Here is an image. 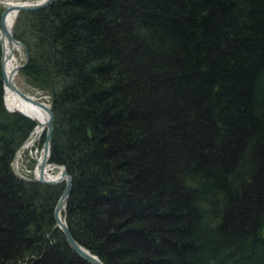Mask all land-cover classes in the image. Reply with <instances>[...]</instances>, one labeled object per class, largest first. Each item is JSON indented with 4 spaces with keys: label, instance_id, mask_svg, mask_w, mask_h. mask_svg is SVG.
Wrapping results in <instances>:
<instances>
[{
    "label": "trees",
    "instance_id": "16d2710c",
    "mask_svg": "<svg viewBox=\"0 0 264 264\" xmlns=\"http://www.w3.org/2000/svg\"><path fill=\"white\" fill-rule=\"evenodd\" d=\"M14 32L80 244L105 264H264V0H53ZM4 96L0 67V264H91L55 220L66 183L15 174L35 124Z\"/></svg>",
    "mask_w": 264,
    "mask_h": 264
},
{
    "label": "water",
    "instance_id": "95a60500",
    "mask_svg": "<svg viewBox=\"0 0 264 264\" xmlns=\"http://www.w3.org/2000/svg\"><path fill=\"white\" fill-rule=\"evenodd\" d=\"M53 2V0H18L12 5H6L0 18V42L2 45V53L0 58V67L1 74L4 84V101L6 109L10 112L20 113L22 116L32 120L35 124V129L40 126L42 128V132L39 137H41L45 133V141L42 148V161H41V171L40 175L37 176L35 173V177L27 178L25 176L20 175L15 170V174L22 180L26 182H37L43 183L47 185H57L63 182H66V186L56 204L54 210V216L57 223V226L60 228L62 233L64 234L69 246L83 259L88 261L91 264H105L101 258L87 249L85 246L80 244L75 237L73 236L70 227L67 222L66 206L68 203V199L70 197L72 191V176L67 171V168L64 165H58L55 163H51V148H52V137L54 131V111L52 102L49 103L44 102L35 96L24 92L17 84H16V76L19 74L20 70L24 68L30 60V53L27 44L21 39L17 38L14 32V26L18 15L21 11L24 10H38L47 7ZM16 11V18L12 22V24L8 25V15L11 11ZM5 39L8 40L9 43V51H7L5 47ZM16 46H20L24 48V60L22 63H19L15 66L10 72H7L6 66L10 58L13 56V52ZM15 93V95L23 102L28 105L34 106L37 109L43 111L46 114V120L40 121L25 112H22L18 109H9L6 104V93L7 92ZM34 129V131H35ZM33 131V132H34ZM32 132V133H33ZM16 159V158H15ZM51 166L55 167L59 170L60 175L56 178H46L47 169ZM14 168V163H13Z\"/></svg>",
    "mask_w": 264,
    "mask_h": 264
},
{
    "label": "rangeland",
    "instance_id": "374dc122",
    "mask_svg": "<svg viewBox=\"0 0 264 264\" xmlns=\"http://www.w3.org/2000/svg\"><path fill=\"white\" fill-rule=\"evenodd\" d=\"M5 6H6L5 2L3 0H0V18H1V14ZM0 29H1V25H0ZM1 53H2V45L0 42V58H1ZM16 56L18 57L19 62L22 63L24 60V48L23 47H20L19 49H17ZM16 84L24 92L31 94L44 102H47V103L50 102V97L48 95H45L42 92L30 87L26 79L20 74L16 76ZM32 134L29 137V139L32 138ZM42 136L38 138V140L35 142V144L30 149L27 148L26 150L23 146H25L26 143L29 141L28 139V141L18 151L16 155V159L14 161V170L20 175L25 176L27 178L35 177V171L38 165V157L42 155V148L44 144V142L42 143L41 141ZM58 172H59L58 169H55V171H51L52 174H57ZM63 183H66V182H63Z\"/></svg>",
    "mask_w": 264,
    "mask_h": 264
},
{
    "label": "bare ground",
    "instance_id": "6f19581e",
    "mask_svg": "<svg viewBox=\"0 0 264 264\" xmlns=\"http://www.w3.org/2000/svg\"><path fill=\"white\" fill-rule=\"evenodd\" d=\"M5 2L6 5H12L13 3H15L18 0H3ZM16 18V11L13 10L9 13L8 15V25L12 24V22L15 20ZM5 47L7 49V51H9V43L8 40L5 39ZM20 46H16L13 52V56L12 58L9 59L7 66H6V70L7 72H10L15 66H17L20 62L18 57L16 56V51L17 49H19ZM6 104L9 107V109H18L21 110L22 112H25L26 114H29L31 117L40 120V121H45L46 120V114L37 109L34 106L28 105L26 103H23L16 95L15 93L12 92H7L6 93ZM42 132V128L40 126H38L34 133L32 134V138L29 139V141L26 143L25 146H23L26 150L27 148H31L35 142L38 140L40 134ZM41 161H42V157H38V165L36 167V175L39 176L40 175V171H41ZM55 167L51 166L50 168L47 169L46 172V178H56L60 175V173L58 172L57 174H52L51 171H55Z\"/></svg>",
    "mask_w": 264,
    "mask_h": 264
}]
</instances>
